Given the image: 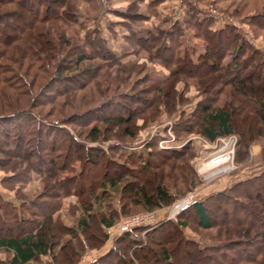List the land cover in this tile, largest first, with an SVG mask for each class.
I'll use <instances>...</instances> for the list:
<instances>
[{
    "label": "trees",
    "instance_id": "1",
    "mask_svg": "<svg viewBox=\"0 0 264 264\" xmlns=\"http://www.w3.org/2000/svg\"><path fill=\"white\" fill-rule=\"evenodd\" d=\"M160 1L129 0L118 10L111 0H0L12 6L0 10V168L7 171L0 183L14 191L6 198L0 190V264H76L106 242L120 214L163 207L196 184L188 142L157 147L156 134L136 143L162 113L173 117L175 137L235 133L237 162L252 142L264 152V33L256 47L235 24L215 27L195 0H185L180 18L160 15ZM233 1L252 33L264 32V0ZM114 10L129 20L121 54L101 25ZM151 17L150 26L135 27ZM132 54L137 61L122 60ZM187 78L198 96L188 110L180 105ZM222 92L227 98L216 100ZM94 157L104 166L97 179L87 174ZM35 177L41 189L28 196L22 187ZM141 229L115 235L86 264H147L145 250L155 264H181L183 255L173 256L179 246L190 264H264V170ZM161 229L173 245L157 251L151 244Z\"/></svg>",
    "mask_w": 264,
    "mask_h": 264
},
{
    "label": "rangeland",
    "instance_id": "2",
    "mask_svg": "<svg viewBox=\"0 0 264 264\" xmlns=\"http://www.w3.org/2000/svg\"><path fill=\"white\" fill-rule=\"evenodd\" d=\"M146 1V0H145ZM252 1V0H248ZM129 0H111L110 6L114 9L118 10H124L126 9L127 3ZM196 5L199 11H201L203 14L209 16L212 20V24L216 27L219 25H222L223 23H231L238 26V28L244 32L248 33V35L251 37L252 43L256 47H262L263 46V31L257 30L258 33L253 34L251 31V28L246 21L245 18L241 19V14L236 16L232 12V2L233 0H195ZM185 0H161L157 4V9L159 10L160 15L166 14L172 18H180L183 15V12L185 10ZM254 6V5H253ZM12 7L11 4H2L0 7V10L7 9ZM145 6L143 3L140 4V8L143 9ZM251 8V5L248 7H245L241 13H247L248 9ZM250 10V9H249ZM116 21L113 23L112 28L109 29L107 27L108 20ZM154 17H151L149 20H146L145 22H139L135 24V27H139L140 25L142 28L150 26V23L154 20ZM119 23H118V22ZM125 21V22H124ZM129 20H127L126 17H123L119 12L117 11H111L107 12L104 17H102L101 25H103V35L107 38V44L109 48H111L114 52L121 54L123 51L127 49V47L123 44V38L122 34L125 33L126 28L125 25L122 23H129ZM121 22V23H120ZM71 29H68V32H71ZM130 59H134L135 61L138 60V58L135 55H127L122 58L123 61L129 62ZM111 66V68H113ZM121 69V68H120ZM104 72V69L101 71ZM141 70H136L131 74V77L129 80L134 79L138 74H141ZM127 78V77H126ZM193 78H187V85H185V91L183 94V100L181 105V108L183 109H190L193 102L197 99L198 96H196V89L194 87ZM183 83L181 81H177L176 88L183 87ZM216 85V84H215ZM92 86V84H88L86 88L89 89ZM9 91V90H6ZM11 91V90H10ZM24 94H26L24 92ZM146 95V94H144ZM184 95L187 98H184ZM215 99L222 101L224 97L227 98V94L225 92L222 93H214ZM140 99H136L135 101H139ZM139 103V102H137ZM94 104V103H91ZM97 113V112H96ZM237 114V111L232 112V116H235ZM140 122V121H139ZM172 123H173V117L168 116L164 113L159 115V117L155 120L150 121L147 125H145L142 129L139 130L137 136L135 137L136 143H140L142 139H150L151 137L155 136L157 134L156 143L157 147H173L178 148L180 147L184 142H188L191 146V149L193 151L192 156L188 160L189 165L191 166L194 175L196 177V184H194L192 187L185 189L181 195H179L176 199H174L172 202H170L168 205H165L163 207L155 208V209H142V208H135L133 211L127 214H120L116 222L108 228V239L106 242L99 248H90L87 249L80 257L79 261L76 264H86L91 259L97 257L99 254L104 252L108 249V247L112 243V238L121 233L122 231L131 229L135 226L143 225L144 229H149L152 226L157 225L159 222L164 221L166 219H169L171 217H167L168 211L170 206L178 201L181 197H183L186 193L192 192L195 196V198H200L202 196H205L211 192H215L218 189H221L223 187H226L227 185L231 184L235 180L244 177L246 175L252 174L253 172H258L261 170H264V152L260 153V145L258 142H252L248 145L247 150V158L242 162H237L234 160L235 155V142L237 139V135L235 133H227L224 135H220L215 137L212 140L205 139L200 133L198 132H189L185 133L183 136H176L172 129ZM79 126V125H78ZM78 129H83L82 126H79ZM229 135L234 136V140L231 144L232 149V162L231 167L225 171H214L211 172L213 169H216L215 167L210 168H204L201 169L200 165L206 161L209 157V154L211 151L217 148L219 146L220 141L219 138H224ZM257 146V150L255 152L252 151V147ZM95 163H89L87 174L88 177L93 176V178H99V173L101 169H104L103 166V160L102 158H96L94 157ZM94 164V165H93ZM214 173V174H210ZM7 174V171L0 168V180L1 178ZM152 179H154L153 176H151ZM37 177H35L34 181L27 182L23 187L22 190L24 193H26L28 196H34L35 193H37L41 189V183L40 181L36 180ZM0 190L2 194L6 198H11L14 194L13 190L7 189L6 187H3L0 183ZM263 191V190H262ZM71 199H74V197H71ZM215 210V209H214ZM213 210V211H214ZM146 214L144 216V220L140 221L138 224L131 225L128 229H120V221L126 217L131 218L136 215ZM141 229V233L144 235L145 230ZM188 233L192 234L191 229H188ZM198 234H200L203 237H206L207 234L210 235L212 233V230H199L197 229ZM154 238L157 239V242L152 243L151 247L153 249L159 250L160 245H167L171 246L173 245L172 239H170L167 235L166 230L161 229L160 232H155ZM159 240V241H158ZM179 249V250H178ZM178 249H175L173 252V256H176V254H182L183 255V261L181 264H190L188 257L189 254L184 250L186 249L185 246H179ZM145 261L147 264H155L154 257L152 254H150L147 250H145ZM0 255H3V253H0ZM110 258H114L113 256H110ZM44 259H47L44 258ZM201 264H208L206 261L202 262Z\"/></svg>",
    "mask_w": 264,
    "mask_h": 264
},
{
    "label": "built area",
    "instance_id": "3",
    "mask_svg": "<svg viewBox=\"0 0 264 264\" xmlns=\"http://www.w3.org/2000/svg\"><path fill=\"white\" fill-rule=\"evenodd\" d=\"M234 140L233 135H229L224 138H219L220 144L216 149L210 152L209 157L206 161H204L200 168H210L215 167L211 172L214 171H225L231 167L232 162V149L231 144ZM214 174V173H210ZM195 196L192 192L186 193L183 197H181L178 201L173 203L168 211L167 217H171L177 212L185 209L193 200ZM144 216L146 214L136 215L131 218H124L120 221V229H128L133 224H138L140 221L144 220Z\"/></svg>",
    "mask_w": 264,
    "mask_h": 264
},
{
    "label": "crops",
    "instance_id": "4",
    "mask_svg": "<svg viewBox=\"0 0 264 264\" xmlns=\"http://www.w3.org/2000/svg\"><path fill=\"white\" fill-rule=\"evenodd\" d=\"M257 148H258L257 146H253L252 151L255 152L257 150Z\"/></svg>",
    "mask_w": 264,
    "mask_h": 264
}]
</instances>
